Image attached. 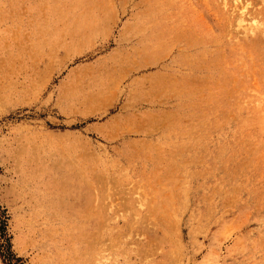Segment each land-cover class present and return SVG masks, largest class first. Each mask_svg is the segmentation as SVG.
Masks as SVG:
<instances>
[{
  "label": "rangeland",
  "instance_id": "rangeland-1",
  "mask_svg": "<svg viewBox=\"0 0 264 264\" xmlns=\"http://www.w3.org/2000/svg\"><path fill=\"white\" fill-rule=\"evenodd\" d=\"M0 208V264H264V0H0Z\"/></svg>",
  "mask_w": 264,
  "mask_h": 264
},
{
  "label": "trees",
  "instance_id": "trees-1",
  "mask_svg": "<svg viewBox=\"0 0 264 264\" xmlns=\"http://www.w3.org/2000/svg\"><path fill=\"white\" fill-rule=\"evenodd\" d=\"M0 210H1V208H0ZM1 223H2V221H1ZM9 255H11V254H9ZM9 255H8V258H7V256H4V257H6V260H11L12 256H9Z\"/></svg>",
  "mask_w": 264,
  "mask_h": 264
}]
</instances>
